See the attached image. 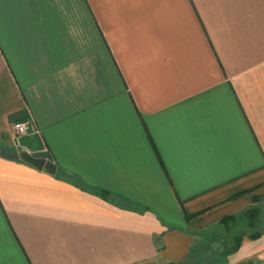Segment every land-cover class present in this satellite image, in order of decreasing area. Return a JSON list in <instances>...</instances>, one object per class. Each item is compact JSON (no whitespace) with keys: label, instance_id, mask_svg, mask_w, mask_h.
I'll list each match as a JSON object with an SVG mask.
<instances>
[{"label":"crops","instance_id":"0c3cea01","mask_svg":"<svg viewBox=\"0 0 264 264\" xmlns=\"http://www.w3.org/2000/svg\"><path fill=\"white\" fill-rule=\"evenodd\" d=\"M16 146L0 264H264V0H0Z\"/></svg>","mask_w":264,"mask_h":264},{"label":"water","instance_id":"95a60500","mask_svg":"<svg viewBox=\"0 0 264 264\" xmlns=\"http://www.w3.org/2000/svg\"><path fill=\"white\" fill-rule=\"evenodd\" d=\"M1 155L8 159L20 160L38 171H44L48 174H54L55 165L53 164V160L50 155L43 152H27L23 150L21 147L16 146L14 153H5L4 151L0 152Z\"/></svg>","mask_w":264,"mask_h":264},{"label":"rangeland","instance_id":"374dc122","mask_svg":"<svg viewBox=\"0 0 264 264\" xmlns=\"http://www.w3.org/2000/svg\"><path fill=\"white\" fill-rule=\"evenodd\" d=\"M240 229L256 231L257 233L264 232V204L259 205L254 209L244 221L239 222ZM212 263V262H211Z\"/></svg>","mask_w":264,"mask_h":264},{"label":"built area","instance_id":"2783aa9c","mask_svg":"<svg viewBox=\"0 0 264 264\" xmlns=\"http://www.w3.org/2000/svg\"><path fill=\"white\" fill-rule=\"evenodd\" d=\"M26 130H27L26 122H21L14 125V132L16 136L24 135L26 133Z\"/></svg>","mask_w":264,"mask_h":264}]
</instances>
